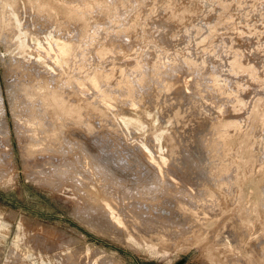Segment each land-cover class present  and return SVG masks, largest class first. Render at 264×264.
I'll list each match as a JSON object with an SVG mask.
<instances>
[{"label": "rangeland", "instance_id": "rangeland-1", "mask_svg": "<svg viewBox=\"0 0 264 264\" xmlns=\"http://www.w3.org/2000/svg\"><path fill=\"white\" fill-rule=\"evenodd\" d=\"M25 1L0 6V264H264V0Z\"/></svg>", "mask_w": 264, "mask_h": 264}, {"label": "bare ground", "instance_id": "bare-ground-1", "mask_svg": "<svg viewBox=\"0 0 264 264\" xmlns=\"http://www.w3.org/2000/svg\"><path fill=\"white\" fill-rule=\"evenodd\" d=\"M24 1H25V0H24ZM29 1H30V0H29ZM29 1H25V2H29ZM79 1H80V0H79ZM86 1H87V0H86ZM90 1H91V0H90ZM96 1H97V0H96ZM101 1H103V0H101ZM107 1H108V0H107ZM33 2H34V3H35V2L38 3L37 5H38L39 8H42L41 5H43V8L45 9L47 6H44V5H46V3H49V0H34ZM33 2H32V3H33ZM65 2H66V0H65ZM67 2H68V1H67ZM87 2H88V1H87ZM92 2H93V1H92ZM99 2H100V0H99ZM104 2H105V1H104ZM15 3H16V0H3V1L1 0L0 6H3V7L5 8L6 5H10V6L13 7V5H14ZM17 3H18V0H17ZM17 3H16V4H17ZM29 3H30V2H29ZM36 3H35V6H36ZM52 3H53V2H52ZM88 3H89V2H88ZM90 3H91V2H90ZM107 3H108V2H107ZM60 4H61V3H57V5H60ZM70 4H71V2H70ZM91 4H92V3H91ZM97 4H98V3H97ZM32 5H33V4H32ZM61 5H62V4H61ZM76 5H78V4H76ZM81 5H82V4H81ZM102 5H103V4H102ZM10 6H8V7H10ZM17 6H18V5H17ZM17 6H16V7H17ZM30 6H31V5H30ZM51 6H52V4H50V7H51ZM54 6H55V3H54ZM68 6H69V5H68ZM14 7H15V5H14ZM32 7H33V6H32ZM74 7H75V4H74ZM74 7H72V8H74ZM88 7H89V6H88ZM100 7H101V6H100ZM106 7H107V6H106ZM10 8H11V7H10ZM34 8H35V7H34ZM36 8H37V7H36ZM69 8H70V7H69ZM75 8H76V7H75ZM83 9H84V8H83ZM85 9H86V8H85ZM7 10H8V9H7ZM40 10H41V9H40ZM45 10H46V9H45ZM48 10H49V8H48ZM55 10H56V9H55ZM86 10H87V9H86ZM5 11H6V9H5ZM41 11H42V10H41ZM49 11H51V8H50ZM49 11H48V12H49ZM76 11H77V8H76ZM13 12H14V10H13V8H12L8 13L13 14ZM39 12H40V11H39ZM39 12H38V13H39ZM42 12H43V11H42ZM45 12H46V11H45ZM54 12H55V11H54ZM50 13H51V12H50ZM75 13H76V12H75ZM80 13H81V12H80ZM3 14H4V16H7V15H8L7 13L4 12V9H3ZM6 14H7V15H6ZM46 14H47V12H46ZM46 14H45V15H46ZM43 15H44V14H43ZM47 15H49V14H47ZM47 15H46V16H47ZM50 15H51V14H50ZM50 15H49V16H50ZM46 16H45V17H46ZM48 19H50V17H49ZM46 20H47V18H46ZM50 20H51V19H50ZM9 33H10V32H9ZM59 33H60V32H59ZM48 35H49V34H48ZM33 36H34V35H33ZM57 36H58V34H57ZM51 38H52V37H50V39H51ZM56 38H57V37H56ZM61 38H62V37H61ZM61 38H59L58 41H57V39L55 40V44H54V45H56L55 52H56V49H57V50H58V53H60V55L62 54V56H63V55L65 54V56H67L66 53H68V50H69V48L72 46V44L69 45V44L67 43V40H64V41H66V42H64ZM96 38H97V37H96ZM42 39H43V38H42ZM46 39H47V38H46ZM50 39H49V40H50ZM53 39H54V36H53ZM60 39H61L62 41H59ZM67 39H68V38H67ZM51 40H52V39H51ZM87 40H88V39H87ZM93 40H94V39H93ZM31 41H32V40H31ZM71 41H72V39L70 40V43H71ZM34 42H35V41H34ZM43 42H44V41H43ZM83 42H84V41H83ZM83 42H82V40H80L78 43H83ZM98 42H99V41H98ZM35 43H36V42H35ZM39 43H40V42H39ZM45 43H46V42H45ZM85 43H86V42H85ZM85 43H84V44H85ZM89 43H90V42H89ZM89 43H88V44H89ZM99 43H100V42H99ZM109 43H110V42H109ZM25 44H26V43H25ZM75 44H77V42H76ZM90 44H91V43H90ZM101 44H104V46H105V43H102V41H101L100 45H101ZM110 44H111V43H110ZM120 44H121V43H120ZM19 45H20V44H19ZM78 45H79V44H78ZM80 45H81V44H80ZM82 45H83V44H82ZM46 46H47V45H46ZM98 46H99V45H98ZM108 46H110V45H108ZM108 46L106 45V47H108ZM28 47H29V46H28ZM48 47H50L49 49H51V46H48ZM76 47H77V46H76ZM85 47H86V46H85ZM89 47H91V45H89ZM93 47H94V46H93ZM106 47H105V48H106ZM120 47H122V46H120ZM38 48H39V47H38ZM52 48H54V47L52 46ZM74 48H75V46H74ZM95 48L97 49V47H95ZM98 48H99V47H98ZM105 48H101V47H100V48L97 49L94 53L98 52V55H99L100 51H103L102 49H105ZM23 49H24V48H23ZM23 49H21V50H23ZM41 49H42V48H41ZM72 49H73V48H72ZM83 49H84V47L82 48V51L84 52ZM106 49H107V48H106ZM106 49L104 50V52H106ZM17 50H18V49H17ZM31 50H32V49H31ZM36 50H37V49H36ZM70 50H71V48H70ZM77 50H79V49H76V51H77ZM89 50H90V49H89ZM123 50H124V49H123ZM126 50H127V49H126ZM33 51H34V50H33ZM38 51H39V50H38ZM51 51H52V50H51ZM74 51H75V49H74ZM76 51H75L74 53H76ZM80 51H81V50H80ZM121 51H122V50H121ZM83 52H82L81 55L79 54L80 56L78 55V56H79V60L82 58V55H83V54H86V53H83ZM92 52H93V51H92ZM125 52H126V51H125ZM18 53H19V52H18ZM21 53H22V52H21ZM53 53H54V50L52 51V54H53ZM94 53H93V55H94ZM106 53H107V52H106ZM122 53H123V52H122ZM127 53H129V52H127ZM127 53H126V54H127ZM133 53H134V52H133ZM28 54H29V53H28ZM38 54H39V53H38ZM44 54H45V53H44ZM69 54H71V53H69ZM76 54H77V53H76ZM89 54H90V53H89ZM130 54H131V52H130ZM47 55H48V54H47ZM53 55H55V54H53ZM73 55H74V54L72 53V56H73ZM124 55H125V54H124ZM37 56H38V55H37ZM37 56H36V57H37ZM41 56H42V55H41ZM56 56L58 57V55H56ZM72 56H71V58H73ZM78 56H76V57H78ZM85 56H86V55H85ZM107 56H108V54H107ZM23 57H24V56H23ZM76 57H75L73 60L77 59ZM80 57H81V58H80ZM83 57H84V56H83ZM38 58H39V56H38ZM38 58H37V59H38ZM53 58H54V57H53ZM58 58H59V57H58ZM66 58H68V57H65L64 59H66ZM69 58H70V55H69ZM71 58H70V60H71ZM42 59H43V58H42ZM42 59H41V60H42ZM92 59H93V58H92ZM82 60H84V59H81V60H80L79 65H81V63H82L81 61H82ZM65 61H66V60H65ZM90 61H91V60H90ZM94 61H95V60H94ZM94 61H93V62H94ZM96 61H97V60H96ZM61 62H63V60H62ZM66 62H67V61H66ZM70 62H72V60H71ZM75 62H76V61H75ZM83 62H84V61H83ZM86 62L88 63V61H86ZM97 62H98V61H97ZM97 62H96V63H97ZM101 62H102V61H101ZM54 63H55V62H54ZM54 63H53V64H54ZM56 63H58V60H57ZM59 63H60V62H59ZM63 63H64V62H63ZM63 63H61V64H63ZM91 63H92V62H91ZM65 64L67 65V63H65ZM65 64H63V65H65ZM73 64H74V63H73ZM82 64H83V63H82ZM104 64H105V63H104ZM234 64H235V63H234ZM55 65H56V64H55ZM70 65H71V64H70ZM75 65H76V64H74V66H75ZM79 65H78V66H79ZM88 65L91 66L89 63H88ZM47 66H48V65H47ZM59 66H60V65H59ZM72 66H73V65H72ZM72 66H71V67H72ZM78 66H77V69H78ZM83 66L85 67V65H83ZM92 66H93V65H92ZM92 66H91V68H94V67H92ZM234 66H236V65H234ZM48 67H51V66H48ZM67 67H68V65H67ZM80 67H81V66H80ZM97 67H98V66H97ZM99 67H100V66H99ZM102 67H104L103 64H102ZM61 68H62V67H61ZM95 68H96V67H95ZM59 69H60V68H59ZM63 69H64V66H63ZM65 69H67V68H65ZM72 69H73V68H72ZM81 69H82V68H81ZM47 70H48V69H47ZM56 70H58V67L56 68ZM96 70H97V69H95V71H96ZM99 70H100V69H98L97 71H99ZM104 70H105V69H104ZM27 71H28V70H27ZM61 71H62V70H61ZM73 71H74V70H73ZM75 71H76V70H75ZM90 71H91V70H89L88 72H90ZM100 71H101V70H100ZM57 72H58V71H57ZM86 72H87V70H86ZM61 73H62V72H60V75H59L58 77L61 76ZM68 73H70V72H68ZM68 73H67V74H68ZM82 73H83V71H82ZM67 74H66V75H67ZM27 75H29V74H27ZM70 75H71V73H70ZM76 75H77V74H76ZM85 75H86V74H84V76H85ZM89 75H90V74H89ZM89 75H88V76H89ZM63 76H64V75H63ZM63 76H62V77H63ZM67 76H68V75H67ZM72 76H73V75H72ZM94 76H95V77H94ZM104 76L106 77V76H109V75H107L106 72H103V73H102V71L99 72V74H97L96 72H93L92 75H90V79H91L92 77H94V78H92V80H91L93 84H92V83H91V84L94 85V86H98V85H99V84H98V82H99V78L104 77ZM34 77H35V76L31 77V79L34 78ZM68 77H69V79H70V76H68ZM79 77H81V76H79ZM79 77L76 78V79H79ZM29 78H30V75H29ZM44 78H45V77H44ZM82 78H83V76H82ZM84 78H85V77H84ZM36 79H38V78H36ZM58 79H59V78H58ZM62 79H63V78H62ZM66 79H67V78H66ZM38 80H40V79H38ZM71 80H72V78H71ZM73 80H74V78H73ZM80 80H81V79H80ZM80 80H79V81H80ZM46 81H47V78H46ZM46 81H45V80L43 81V79H42V83L44 82V83L47 85V82H48V81H47V82H46ZM63 81H64V79H63ZM65 81L68 82L67 80H65ZM26 82H27V81H26ZM32 82H33V81H32ZM54 82H55V81H54ZM58 82H59V81H58ZM58 82L56 81L55 83L57 84ZM71 82H72V81H71ZM71 82H70V83H71ZM75 82H76V81H75ZM33 83H34V82H33ZM60 83H61V82H59V84H60ZM70 83H69V84H70ZM80 83H81V81H80ZM80 83H79V84H80ZM82 83H83V82H82ZM26 84H27V83H26ZM29 84H30V83H29ZM31 84H32V83H31ZM31 84H30V86H31ZM39 84H40V83H39ZM48 84H49V83H48ZM67 84H68V83H67ZM170 84H171V83H170ZM170 84H169V85H170ZM35 85H36V84H34V86H35ZM37 85H38V81H37ZM41 85H42V84H41ZM46 85H45V86H46ZM75 85H76V83H75ZM129 85H130V83H129ZM23 86H24V85H23ZM25 86H26V85H25ZM25 86H24V87H25ZM32 86H33V85H32ZM32 86H31V88H32L31 90L33 91L34 88H33ZM39 86H40V85H39ZM42 86H43V85H42ZM59 86H61V85H59ZM64 86H65V85H64ZM77 86H78V85H77ZM77 86H75V87H77ZM81 86H82V85H81ZM184 86H185V85H184ZM26 87H29V85L26 86ZM35 87H36V86H35ZM47 87H48V86H47ZM50 87H52L51 84H50ZM54 87H55V86H54ZM66 87H67V86H66ZM68 87H69V86H68ZM73 87H74V86H73ZM98 87H99V86H98ZM56 88H57V87H56ZM56 88H54V89H56ZM38 89H39V88H38ZM42 89H43V88H42ZM46 89H47V88H46ZM51 89H52V88H51ZM51 89H50V90H51ZM61 89H62V88H61ZM61 89H60V90H61ZM70 89H71V88H69V91H70ZM98 89H99V88H98ZM76 90H77V89H76ZM76 90H75V91H76ZM78 90H79V89H78ZM99 90H102V91H103V89H99ZM32 91H31V92H32ZM43 91H44V90H43ZM56 91H58V90H56ZM73 91H74V90H73ZM75 91H74V92H75ZM102 91H101V93H102ZM34 92L36 93V91H34ZM34 92H32V93H34ZM41 92H42V91H41ZM47 92H48V91H47ZM47 92H46V95H45V92H44V95H45L44 97H48ZM49 92H50V91H49ZM58 92H59V91H58ZM64 92H65V91H64ZM71 92H72V90H71ZM71 92H70V94H74V93H71ZM104 92H105V90H104ZM27 93H30V92L28 91ZM38 93H39V92H38ZM38 93H37V94H38ZM59 93H60V92H59ZM61 93H63V92H61ZM78 93H80V92L77 91V94H78ZM99 93H100V92H99ZM65 94H66V93H65ZM77 94H76V95H77ZM81 94H82V93H80L79 95H81ZM85 94H86V93H85ZM89 94H90V93H89ZM103 94H105V93H103ZM27 95H28V94H27ZM27 95H26V96H27ZM31 95H32V94H31ZM31 95H30L29 98H32ZM79 95H78V96H79ZM82 95H83V94H82ZM96 95H97V94H96ZM96 95H95V96H96ZM186 95H187V94H186ZM36 96H37L36 98L38 99V95H36ZM39 96H40V95H39ZM70 96H71V95H70ZM70 96H69V97H70ZM78 96H77V97H78ZM91 96H92V95H91ZM100 96H101V95H100ZM34 97H35V95H34ZM41 97H42V96H41ZM41 97H40V98H41ZM44 97L41 98V100L44 99ZM66 97H67V96H66ZM77 97H76V99H77ZM82 97H83V96H82ZM82 97H81V98H82ZM89 97H90V96H89ZM89 97H88V99H89ZM79 98H80V96H79ZM81 98H80V99H81ZM105 98H106V97H105ZM107 98H108V96H107ZM32 99H34V98H32ZM85 99H87V98H85ZM92 99H93V98H92ZM77 100H78V99H77ZM83 100H84V99H83ZM104 100H105V99H104ZM43 101H44V100H43ZM79 101H80V100H79ZM79 101H78V102H79ZM84 101H86V100H84ZM84 101H83V102H84ZM87 101H88V100H87ZM91 101H93V100H90V102H91ZM94 101H95V100H94ZM96 101H97V100H96ZM98 101H99V100H98ZM98 101H97V102H98ZM41 102H42V101H41ZM46 102H47V101H46ZM71 102H72V101H71ZM71 102H70V103H71ZM83 102L81 103V105L83 104ZM99 102H100V101H99ZM104 102H105V101H103V104H105ZM68 103H69V102H68ZM75 103L77 104V102H75ZM40 104H41V103H40ZM87 104H88L89 107H91V106L89 105V104H90L89 101H88ZM93 104H94V103H93ZM107 104H108V103H107ZM107 104H106V105H107ZM44 105L46 106V103H45V102H44ZM44 105H42V106L44 107ZM74 105H75V104H74ZM79 105H80V104H79ZM91 105H92V103H91ZM32 106H33V105H32ZM39 106H40V105H39ZM77 106H78V105H77ZM85 106H86V105H85ZM107 106H108V105H107ZM67 107H68V106H67ZM82 107H83V105H82ZM97 107H98V109H99V106H97ZM100 107H101V106H100ZM30 108H31V107H30ZM60 108H62V107L60 106ZM70 108L78 109V108L75 107V106H74V107L71 106ZM86 108H87V107H86ZM34 109L36 110V107H35ZM62 109H63V108H62ZM64 109H65V108H64ZM79 109H80V108H79ZM94 109H95V108H94ZM98 109H97V110H98ZM101 109H102V108H100V110H101ZM30 110H31V109H30ZM32 110H33V109H32ZM32 110H31V114H32ZM46 110H47V109H46ZM95 110H96V109H95ZM97 110H96V113L100 112L99 110H98V112H97ZM104 110H105V109H104ZM36 111H37V110H36ZM69 111H70V109H69ZM71 111H72V110H71ZM101 112H102V111H101ZM33 113H37V114H38V112H33ZM103 113H104V112H103ZM101 114H102V113H101ZM73 115H74V114H73ZM105 116H106V114H105ZM101 117H102V116H101ZM104 118H105V117H104ZM105 119H106V118H105ZM103 120H104V119H103ZM106 120H107V119H106ZM137 120H138V119H137ZM217 120H219V119H217ZM222 120H223V119H222ZM104 121H105V120H104ZM223 121H224V120H223ZM230 121H231V120H230ZM234 121H235V120H234ZM81 122H82V120H81ZM38 123L40 124V123H42V121L37 122V125H35V128L38 127V126H40V125H42V124L38 125ZM213 123H214V121H213ZM223 124H224V122L221 123L219 127H221ZM84 125H85V124H84ZM86 125H87V124H86ZM57 126H58V123H57ZM57 126H56V127H57ZM59 126H60V124H59ZM59 126H58V127H59ZM215 126L217 127L216 124H215ZM41 127H42V126H41ZM52 127H53V126H52ZM54 127H55V126H54ZM54 127H53V129H52L53 131H54V129H55ZM87 128H89V127L87 126ZM39 129H40V128H39ZM49 129H50V128H49ZM49 129H47V130L49 131ZM59 129H60V128H59ZM35 130H37V128H36ZM52 130H50V131H52ZM55 130H57V129H55ZM89 130H90V129H89ZM45 132H47V131H45ZM61 132H62V131H61ZM42 133H43V132H42ZM48 133H49V137H50V132H48ZM57 133H58V132H56V135H57ZM52 134H54V133H52ZM52 134H51V135H52ZM42 135H43V134H42ZM46 135H47V134L45 133L44 136H46ZM56 135H55V136H56ZM55 136H54V137H55ZM45 138H48V137H45ZM56 138H57V137H56ZM51 139H52V136H51ZM29 140H30V139H29ZM46 140H47V139H46ZM60 140H61V139H60ZM30 142H31V141H30ZM59 143H60V142H59ZM69 143H70V142H69ZM25 145H26V144H25ZM28 146H29V148H31V147H30V143H29ZM26 147H27V146H26ZM27 149H28V147H27ZM28 150H29V149H28ZM55 150H57V149H54V150L52 149V151H55ZM50 151H51V150H50ZM149 155H150V154H149ZM150 157H151V156H150ZM151 159H152V158H151ZM152 161H153V160H152ZM156 163H157V162H156ZM61 170H62V169H61ZM70 171H71V170H70ZM77 176H78V175H77ZM77 176H76V177H77ZM173 180H174V179H173ZM249 181H250V180H249ZM91 184H92V183H91ZM85 196H86V195H85ZM94 197L97 199V196H94ZM100 197H101V196H100ZM89 198H90V197H89ZM89 200H90V199H89ZM91 200H92V199H91ZM93 200H94V199H93ZM100 200H101V199H100ZM100 200H99V198H98L97 201H100ZM94 201H95V200H94ZM97 201H96V203H97ZM101 201H102V200H101ZM178 201H179V200H178ZM92 202H93V201H92ZM103 202H104V201H103ZM99 204H101V203H99ZM178 204H179V203H178ZM103 205H104V209L106 208L107 211L109 212V214L112 216L113 213H114V212H113L114 210H112V209H113L112 206L109 205V203H108L107 201H106ZM184 205H185V204H184ZM179 206H180V205H179ZM181 206L183 207V204H181ZM101 207H102V204H101ZM184 208H185V207H184ZM100 209H102V208H100ZM106 209H105V210H106ZM108 217H109V216H108ZM117 217H118V216H117ZM108 219H109V218H108ZM162 231H163V230H162ZM162 234H163V233H162ZM225 246H226V245H225ZM228 247H229V246H228Z\"/></svg>", "mask_w": 264, "mask_h": 264}]
</instances>
